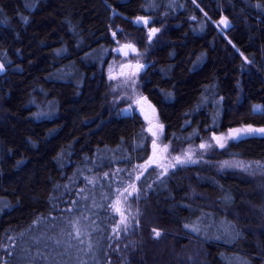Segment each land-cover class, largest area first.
<instances>
[{"label":"trees","instance_id":"1","mask_svg":"<svg viewBox=\"0 0 264 264\" xmlns=\"http://www.w3.org/2000/svg\"><path fill=\"white\" fill-rule=\"evenodd\" d=\"M113 57L145 65L164 140L226 144L139 172ZM259 126L264 0H0V264H264Z\"/></svg>","mask_w":264,"mask_h":264},{"label":"rangeland","instance_id":"2","mask_svg":"<svg viewBox=\"0 0 264 264\" xmlns=\"http://www.w3.org/2000/svg\"><path fill=\"white\" fill-rule=\"evenodd\" d=\"M127 61L129 59L122 57L111 58L106 66V75L109 82L111 105L119 107L121 113L135 112L138 114L143 119L146 130L150 134L151 153L148 159L138 166L139 172L154 166L163 174L181 164L175 160L177 156L187 162L191 156L195 157L197 154H203L213 145L220 148L221 143H223V146L226 144L227 134L224 133L212 134L210 139L189 146L177 147L164 140V125L159 118L155 105L145 97L141 105L138 106V100L143 95L140 75L145 70V65H137L132 62L127 65ZM251 129H264V126L252 127ZM255 133L264 134L258 131ZM217 137L222 139L218 142L215 139ZM201 145H205V147L201 148ZM150 161L151 164H149Z\"/></svg>","mask_w":264,"mask_h":264},{"label":"snow or ice","instance_id":"3","mask_svg":"<svg viewBox=\"0 0 264 264\" xmlns=\"http://www.w3.org/2000/svg\"><path fill=\"white\" fill-rule=\"evenodd\" d=\"M140 20H142V18H138V21H140ZM143 23L146 24L147 20H143ZM221 23H223V24H225V26H227V21L226 20L221 21ZM156 31H158V30L157 29H152L150 35L155 33ZM126 47H130V46H126ZM234 131L237 133V135H239V133L241 132L240 129H237V130H234ZM246 131H250V132H257L258 131V132L264 133V129H251V128H249ZM215 139H217V141L219 142L222 138L217 137ZM153 143L155 145V141ZM220 146L223 147V143H221ZM204 147H205V145H201V148H204ZM175 160L177 161V163H184L185 162V161L181 160V158L179 156L175 157ZM149 164H151V161L149 162ZM117 211H119L118 208H117ZM124 219H126V218H124ZM123 222H124V220L122 219L121 223H123ZM153 232L155 233V235L157 237L160 235V232L156 231L155 229H153Z\"/></svg>","mask_w":264,"mask_h":264},{"label":"water","instance_id":"4","mask_svg":"<svg viewBox=\"0 0 264 264\" xmlns=\"http://www.w3.org/2000/svg\"><path fill=\"white\" fill-rule=\"evenodd\" d=\"M226 20L227 21V26H225V24L221 23V21ZM218 26L223 30V31H228L232 28L233 26V22L231 21V19L227 16V15H223L219 18L218 20ZM126 46H130V44L127 43H123L120 46L117 47V50L123 52L125 49H127L128 47ZM145 94H143L139 100H138V106L141 105L143 99L145 98Z\"/></svg>","mask_w":264,"mask_h":264},{"label":"flooded vegetation","instance_id":"5","mask_svg":"<svg viewBox=\"0 0 264 264\" xmlns=\"http://www.w3.org/2000/svg\"><path fill=\"white\" fill-rule=\"evenodd\" d=\"M131 64L130 61H127V65Z\"/></svg>","mask_w":264,"mask_h":264}]
</instances>
